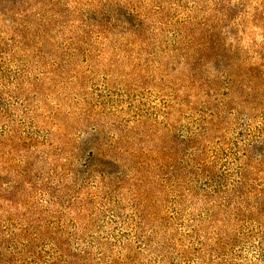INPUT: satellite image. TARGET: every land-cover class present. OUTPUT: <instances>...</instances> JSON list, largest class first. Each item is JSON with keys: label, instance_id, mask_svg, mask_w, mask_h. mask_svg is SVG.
<instances>
[{"label": "rangeland", "instance_id": "obj_1", "mask_svg": "<svg viewBox=\"0 0 264 264\" xmlns=\"http://www.w3.org/2000/svg\"><path fill=\"white\" fill-rule=\"evenodd\" d=\"M0 264H264V0H0Z\"/></svg>", "mask_w": 264, "mask_h": 264}]
</instances>
